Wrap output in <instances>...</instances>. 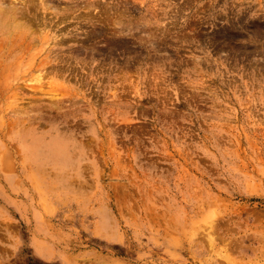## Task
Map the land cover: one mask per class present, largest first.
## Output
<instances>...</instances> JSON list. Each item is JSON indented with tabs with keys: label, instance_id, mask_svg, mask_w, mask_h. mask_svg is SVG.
Instances as JSON below:
<instances>
[{
	"label": "rangeland",
	"instance_id": "rangeland-1",
	"mask_svg": "<svg viewBox=\"0 0 264 264\" xmlns=\"http://www.w3.org/2000/svg\"><path fill=\"white\" fill-rule=\"evenodd\" d=\"M0 9V264H264V0Z\"/></svg>",
	"mask_w": 264,
	"mask_h": 264
},
{
	"label": "bare ground",
	"instance_id": "bare-ground-1",
	"mask_svg": "<svg viewBox=\"0 0 264 264\" xmlns=\"http://www.w3.org/2000/svg\"><path fill=\"white\" fill-rule=\"evenodd\" d=\"M0 18V27L5 28L4 26H6L8 29V25L10 27L9 21L12 23V19L2 9H0Z\"/></svg>",
	"mask_w": 264,
	"mask_h": 264
}]
</instances>
